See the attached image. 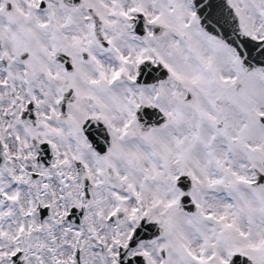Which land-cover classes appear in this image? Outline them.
Wrapping results in <instances>:
<instances>
[{"label":"snow or ice","instance_id":"6c2138e0","mask_svg":"<svg viewBox=\"0 0 264 264\" xmlns=\"http://www.w3.org/2000/svg\"><path fill=\"white\" fill-rule=\"evenodd\" d=\"M0 264H264V0H0Z\"/></svg>","mask_w":264,"mask_h":264}]
</instances>
